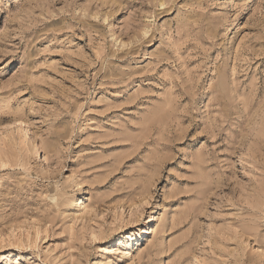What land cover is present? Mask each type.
Wrapping results in <instances>:
<instances>
[{
    "label": "rangeland",
    "instance_id": "1",
    "mask_svg": "<svg viewBox=\"0 0 264 264\" xmlns=\"http://www.w3.org/2000/svg\"><path fill=\"white\" fill-rule=\"evenodd\" d=\"M22 225L48 264H264V0H0V254Z\"/></svg>",
    "mask_w": 264,
    "mask_h": 264
},
{
    "label": "bare ground",
    "instance_id": "2",
    "mask_svg": "<svg viewBox=\"0 0 264 264\" xmlns=\"http://www.w3.org/2000/svg\"><path fill=\"white\" fill-rule=\"evenodd\" d=\"M34 149L37 152L36 145ZM83 199H85V197ZM85 206L86 202L82 200L80 208ZM39 230V228L31 225H22L18 227V235L17 233L13 234L14 240L12 241V245L18 249L19 253L16 254L15 257H12L11 254H0V264H48L47 257L49 254H46V256L39 255L35 251L39 246ZM144 231L145 230L142 229L141 232L134 235L132 238L136 241ZM134 247L135 245L132 244V248Z\"/></svg>",
    "mask_w": 264,
    "mask_h": 264
}]
</instances>
